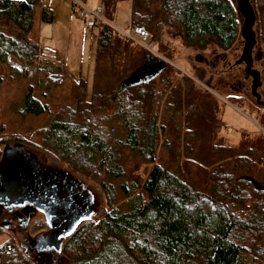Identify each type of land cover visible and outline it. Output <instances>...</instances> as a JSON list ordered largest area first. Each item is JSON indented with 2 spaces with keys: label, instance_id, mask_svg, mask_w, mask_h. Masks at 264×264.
I'll return each mask as SVG.
<instances>
[{
  "label": "trees",
  "instance_id": "16d2710c",
  "mask_svg": "<svg viewBox=\"0 0 264 264\" xmlns=\"http://www.w3.org/2000/svg\"><path fill=\"white\" fill-rule=\"evenodd\" d=\"M41 1L0 0V83L28 82L8 112L40 124L16 140L98 182L109 203L63 240L59 257L67 264H264V136L243 134L231 144L214 97L111 25L96 27L88 90L40 49L35 14L53 20ZM99 1L109 24L128 4L130 25L145 28L167 61L174 42L224 53L240 36L233 0ZM253 1L264 48V0ZM146 68L154 77L131 84ZM9 127L0 121V133ZM0 264L35 263L9 238Z\"/></svg>",
  "mask_w": 264,
  "mask_h": 264
},
{
  "label": "rangeland",
  "instance_id": "374dc122",
  "mask_svg": "<svg viewBox=\"0 0 264 264\" xmlns=\"http://www.w3.org/2000/svg\"><path fill=\"white\" fill-rule=\"evenodd\" d=\"M251 1L256 16L253 31L258 37L260 34L258 6L253 0ZM84 3L91 9H97L100 6L99 0H84ZM52 7L53 11L50 15H52L53 20L50 23L41 21L39 13L35 14V30L38 36L39 47L44 53L50 56L55 64L62 66L71 77L77 79L80 75L87 83L89 90L92 83L93 59L98 29L87 28L81 20L76 18L77 16H74L70 9V0H53ZM110 25L121 34H126L129 31L131 25L130 6L128 4L121 3L118 6L113 19L110 21ZM241 42L242 39L239 36L235 46L230 51L224 53L217 50L214 46H209L207 51L202 53L187 48L180 42H174L172 43L175 49L173 59L167 61L162 58L161 55H158L156 51L157 46L153 43L152 38V48L154 52H150L158 57L159 60L169 62V64L173 65L182 75L190 78L197 85L196 87L200 92L210 94L216 99L220 109V117L225 126L224 134L228 137L231 144H238L243 134H261L264 136V131L261 129L264 123V107L255 103V100L248 92H243L244 97H241L237 96L236 93L228 88L219 89L215 84L210 85V82L209 86H207L206 80L196 78L197 74H195L191 68L192 65H194L193 58L197 55L202 54L206 57H210L213 54H225L228 58L227 61H230L232 65L229 70L233 68L230 72L228 69L226 70V74L223 75L225 81L237 83V79L241 78L243 74L242 70L244 67L241 66L238 68L233 64L240 55V47H242ZM257 44L262 47V53L264 55V48L259 38H257ZM153 74L154 72L151 71V69L146 68L131 79V84L134 85L143 80H149L151 77H154ZM262 79L263 87H260L259 94L264 92V75ZM249 83L250 82H246L243 86ZM26 84H28L27 80L15 83L6 81L0 83V121H4L10 126L9 132L5 131L0 133V138L3 139L2 146L0 147L1 151L5 145L18 143L16 138H21L26 130H32L39 124L32 120L18 121L11 115L12 113L10 114L8 112V107L10 109L12 103H15L22 97ZM234 86L236 87L235 84ZM63 96L64 93L58 92L59 99H62ZM23 147L27 148L29 151H33L37 155L39 162L43 165L68 172L67 166L62 165L55 155L46 152H35L29 145H24ZM144 169L145 167L137 174L142 176ZM71 175L79 180L83 187L91 193L96 211L92 219L95 221L98 220L104 212L109 211V203L105 192L98 182L81 179L73 173ZM120 204L121 201L119 202L118 200L115 206H119ZM1 210H4V213L0 216V246L9 238H12L16 244L22 248V253L35 264H67L55 251L49 249L43 250L40 248L39 238L44 237L48 230L41 213L36 212L32 218L24 224L19 223L12 215L7 214L5 211L6 208H2L0 211Z\"/></svg>",
  "mask_w": 264,
  "mask_h": 264
},
{
  "label": "water",
  "instance_id": "95a60500",
  "mask_svg": "<svg viewBox=\"0 0 264 264\" xmlns=\"http://www.w3.org/2000/svg\"><path fill=\"white\" fill-rule=\"evenodd\" d=\"M233 1L242 18L240 37L243 40L241 58L235 65L245 63V73L251 76V94L258 105L264 106L256 94L259 73L250 70L251 51L256 42L255 12L250 0ZM159 68L160 65H156L154 70ZM127 83L130 84V78ZM0 205L8 209L26 205L41 213L48 230L39 238L40 248L57 254L63 240L71 236L81 222L92 219L95 213L93 197L79 180L66 171L44 166L34 153L19 143L5 145L2 150Z\"/></svg>",
  "mask_w": 264,
  "mask_h": 264
},
{
  "label": "flooded vegetation",
  "instance_id": "af4514ba",
  "mask_svg": "<svg viewBox=\"0 0 264 264\" xmlns=\"http://www.w3.org/2000/svg\"><path fill=\"white\" fill-rule=\"evenodd\" d=\"M257 35L255 33V39L256 42L254 44V47L252 48L251 51V62H250V70L252 71H256L259 73V88L256 91V94L259 95L260 99L259 101L264 103V92L259 94V89L260 87H263V75H264V55L262 53V47L258 46L257 44ZM242 43V44H241ZM240 44L242 45V47H240L241 52L243 49V40ZM241 52L240 55L237 57V60L234 62L233 65H235V63L237 61L240 60L241 58ZM227 57L225 54H213L210 57H206L205 55H197L193 58L194 60V65H192L191 70L197 74L198 79L201 80H206V84L207 86H209V82L210 85L211 84H215L216 87H218L219 89H230L232 90L234 93L237 94V96H243V92H248L250 93V95L253 97V99L255 100V103H257V99L256 97H254L251 94V76H248L245 73V69H246V65L245 63H241L238 65H235V67L240 68L241 66L244 67L243 74L241 76V78L237 79V83H229L225 81V77L223 75H225L226 70L228 69V71L230 72L231 70H229L232 65L230 61H227ZM242 73V72H241ZM223 76V77H221ZM231 80V79H230ZM246 82H250L248 85H244V83ZM234 84L236 85V87L234 86ZM264 91V89H263ZM260 106V105H259ZM264 107V106H262ZM45 166V165H44ZM4 208L3 206L0 205V209ZM7 212V214L12 215L14 218H16L19 223H24L26 224L27 221H29L32 216L37 212L35 210L32 209V207H27L26 205L23 206H19V207H12L10 209L6 208L5 210ZM2 213H4V210L0 211V216H2ZM39 213V212H37ZM5 219V218H4ZM57 254V253H56Z\"/></svg>",
  "mask_w": 264,
  "mask_h": 264
},
{
  "label": "built area",
  "instance_id": "2783aa9c",
  "mask_svg": "<svg viewBox=\"0 0 264 264\" xmlns=\"http://www.w3.org/2000/svg\"><path fill=\"white\" fill-rule=\"evenodd\" d=\"M41 2L42 6L48 10V12L52 13L53 0H42ZM70 4L77 18L81 20L87 28H96L100 24L110 25L104 18V11L101 7L91 9L82 0H70ZM122 35L144 50L154 52L152 48V36L145 28L130 26L129 31Z\"/></svg>",
  "mask_w": 264,
  "mask_h": 264
},
{
  "label": "crops",
  "instance_id": "0c3cea01",
  "mask_svg": "<svg viewBox=\"0 0 264 264\" xmlns=\"http://www.w3.org/2000/svg\"><path fill=\"white\" fill-rule=\"evenodd\" d=\"M53 5V4H52ZM70 7H71V4H70ZM100 7V6H99ZM71 9V12L74 14V16L76 17V13H75V11L72 9V8H70ZM52 11H53V7H52ZM53 18V17H52ZM77 18V17H76Z\"/></svg>",
  "mask_w": 264,
  "mask_h": 264
}]
</instances>
